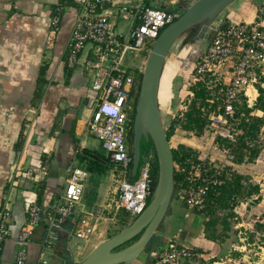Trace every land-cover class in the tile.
<instances>
[{
	"label": "crops",
	"instance_id": "crops-1",
	"mask_svg": "<svg viewBox=\"0 0 264 264\" xmlns=\"http://www.w3.org/2000/svg\"><path fill=\"white\" fill-rule=\"evenodd\" d=\"M60 1L0 0V207L6 199L11 207L9 235L0 252V264L14 263L18 235L25 225L26 202L31 199H37L44 213L41 222L31 230L26 244L27 264L80 262L101 241L126 227L122 226L114 234H109L110 225L117 221L129 223L125 218H118L113 222L107 219L99 221L94 233L87 239H78L74 235V231L81 228L79 220L83 212H95L99 204L112 194L115 183L110 179V175L107 176L111 169L109 160L98 140L87 130L90 111L85 105V88L88 78L80 69L75 71L67 69L65 63V45L77 18L75 4L65 9L58 30L55 33L50 30L52 10ZM125 1L143 2L160 8L164 6L162 9L181 13L192 0ZM261 7H264V0H236L223 11L224 15L220 22H251ZM111 20L116 30H125L127 20H121L114 13ZM208 43L209 41L201 43L202 50ZM146 57L147 55L132 48L125 50L121 55L120 64L127 69L125 87L132 91L129 103H136L139 91L137 87L140 84L139 78ZM167 59H170V55ZM167 66L173 68L168 63L164 67ZM191 70L190 66L187 72L190 74ZM173 79L174 75L170 85V96L166 102L171 98ZM189 91L192 92L191 89L185 88V83H182L178 92L177 110L181 101L192 100L194 94L190 97ZM252 92L257 101L258 90ZM249 110V116L264 118V112L260 109L255 107L254 110ZM241 116H244V113ZM239 130L243 133L241 128ZM21 134L23 140L19 143ZM175 136L169 139L173 149H177L178 142L196 147L191 141L193 138H179L177 147L174 146L172 142L176 140ZM263 137L264 125L254 142L249 143V146L257 144L259 152L256 158L247 162L245 156L244 162L236 163L234 160L233 165H230L231 169L247 178L249 183L259 187V192L253 193L258 195V199L251 208H248L243 219L246 227L244 237L248 245L245 248L240 247L242 244L235 229L228 233L224 240H210L205 232L206 216L190 211L182 202L177 209H171L160 227L159 234L163 236L162 243L170 236L179 235L180 241L195 250L197 256L185 260L183 264H218L223 258L229 262L234 256L244 255L243 251L247 248L249 250L252 244H257L258 248L263 249V246H260L264 245ZM218 146V150L224 148L219 144ZM84 151L102 154L108 160L107 173L87 171L79 159V154ZM216 153L222 155L220 151ZM212 154L216 157L215 153ZM45 161L46 174L40 175L43 177L41 183L35 182L33 179L35 170L41 174L39 168ZM75 165H79L78 167L88 173L81 203L75 215L58 227L56 243L49 247L44 246L48 208L63 190L68 171ZM10 177H13L14 183L9 182ZM231 222L233 224V220ZM255 223L261 225L262 229H258ZM162 243L153 251H158ZM152 254L153 252L147 250L141 252L133 264H152Z\"/></svg>",
	"mask_w": 264,
	"mask_h": 264
},
{
	"label": "built area",
	"instance_id": "built-area-1",
	"mask_svg": "<svg viewBox=\"0 0 264 264\" xmlns=\"http://www.w3.org/2000/svg\"><path fill=\"white\" fill-rule=\"evenodd\" d=\"M75 2L77 18L65 45V63L67 69H80L88 78L85 88V105L90 111L87 130L98 140L109 160L110 177L115 183L112 194L99 204L95 212L86 211L80 217L81 228L76 229L74 235L78 239H87L99 221L109 219L113 222L119 218L120 212H124V218L131 222L145 209L153 193L157 179L153 174V153L145 156L135 177H131L132 149L127 142L132 123L128 114L132 91L125 87L127 69L120 64V58L129 48L148 55L160 32L180 13L125 0ZM69 6L61 1L54 6L50 17L52 33L58 30L62 15ZM113 13L128 21L124 25L125 30L114 28L111 22ZM190 48L185 45L181 51L187 53ZM191 67L185 88L189 90L197 83H203L209 92L206 100L209 105L202 107L201 111L207 115L205 130L213 131L211 144L216 143V137L235 142L241 134L237 128L236 111L242 104L254 110L256 97L248 94V90L255 91L257 81L264 77V7L258 10L251 22L226 21ZM188 95L192 97L193 93L189 91ZM189 103L190 99L179 103L175 113L178 118L183 117ZM214 149L218 150V146ZM219 151L224 160L233 165L235 157L231 150L224 148ZM39 169L41 174L35 170L33 179L41 183L43 177L40 175L46 174L47 161ZM174 172L180 176V187L175 182V190L181 201L190 211L198 213H203L206 208L207 194L211 191L216 194L229 177L222 159L209 152L187 157L182 163L174 161ZM13 177L9 182L14 183ZM87 177V171L81 167L75 165L69 169L63 190L48 208L44 246L54 245L58 240V227L75 215ZM257 199L258 195L254 194L237 198L232 207L233 229L238 233L242 248L248 245L243 219ZM43 213L37 199L26 202L25 225L18 235L13 264H27L26 244L31 230L41 222ZM10 219L11 207L6 199L0 207V252L9 235ZM195 256L197 253L192 247L180 241L179 235H173L155 251L152 264H183Z\"/></svg>",
	"mask_w": 264,
	"mask_h": 264
},
{
	"label": "water",
	"instance_id": "water-1",
	"mask_svg": "<svg viewBox=\"0 0 264 264\" xmlns=\"http://www.w3.org/2000/svg\"><path fill=\"white\" fill-rule=\"evenodd\" d=\"M236 0H192L179 16L158 35L147 55L137 95L132 124L131 177L140 165L142 138L151 141L157 161V179L145 209L125 228L101 241L83 260L73 264H133L139 254L148 250L164 219L171 210L176 189L174 156L160 113L158 92L166 59L176 41L187 31L196 29L190 40L192 48L180 69L187 70L197 62L200 44L211 41L225 22L218 23L223 11ZM164 8V6H162ZM178 82L179 85H175ZM182 78L175 75L172 90H179Z\"/></svg>",
	"mask_w": 264,
	"mask_h": 264
},
{
	"label": "trees",
	"instance_id": "trees-1",
	"mask_svg": "<svg viewBox=\"0 0 264 264\" xmlns=\"http://www.w3.org/2000/svg\"><path fill=\"white\" fill-rule=\"evenodd\" d=\"M61 2L71 6L76 3L75 0H61ZM139 85L137 87L138 90ZM256 88L259 92V96L257 97L255 107L264 112V77H261L257 81ZM191 90L194 96L188 104L187 110L183 114V117L171 121L166 131L168 139H170L174 134L177 125H179L180 129L183 131L192 132L198 137L204 133L205 126L207 124V115L201 111V108L209 105L206 102V100L209 98V92L205 89L203 83H197L195 86L191 87ZM215 106L216 104L213 105V107ZM249 111L250 110L246 108L244 104L240 105L236 111L235 117L238 118L239 123L237 125L242 129L243 133L237 136L235 142H229L216 137L217 144L231 150V152L234 154L236 163L244 162L245 156H247L246 161L251 162L256 158L259 152L257 144L253 143V146H249V143L254 142L256 139L258 133L260 132V128L264 125V118L249 116ZM242 113H244V116H241ZM131 117L132 128L133 116ZM245 118L247 119L245 120ZM131 128L128 131V135H130L132 139ZM22 140L23 135L21 134L19 143H21ZM18 148L20 149V144H18ZM172 150L174 161L180 163H182L187 157L195 155L193 149L186 147L183 144H179L177 149ZM140 151V165L143 164L145 156H147L149 153H153L155 155L150 139L145 140L142 138L140 143ZM79 159L82 164L84 163V168L91 173L106 174L109 169V165L107 163L108 160L100 153L84 151L79 154ZM152 167L154 176H157L158 166L156 158H154ZM226 172L229 175L226 183L217 189L216 194L211 191L206 196V208L203 213H205L204 216H206L208 219L205 221L204 226L206 237L212 241L224 240L228 233L233 230V224L231 220L234 214L232 212V207L237 203V198L248 197L253 193L259 192L258 185L249 183L248 179L237 171L227 168ZM179 180L180 176L175 174V182L178 187H180ZM219 210L224 212L223 215H217ZM255 226L258 229H262V226L259 224H256ZM156 240V245H158L161 241V238L157 237ZM262 240H264V237Z\"/></svg>",
	"mask_w": 264,
	"mask_h": 264
},
{
	"label": "rangeland",
	"instance_id": "rangeland-1",
	"mask_svg": "<svg viewBox=\"0 0 264 264\" xmlns=\"http://www.w3.org/2000/svg\"><path fill=\"white\" fill-rule=\"evenodd\" d=\"M223 15L224 14L222 13L220 15V17L218 18V23L223 18ZM195 31H196V29H192V30L187 31L182 37H180L176 41L175 45L172 47V49L170 51V54H169L170 55V59H167L166 63H165V65L168 63V64L173 66V68L168 67V66L165 68V71L170 73L171 78H173V75L175 77V74L179 75L182 78V82L185 83V84L187 82H189L190 76H189V73L187 72V70L180 69V65L183 62V59H184L185 55L188 52L186 53L184 51H181V48L183 46H185V45L187 47H190V45H189L190 44V40L193 37V35L195 34ZM204 42H206V41H204ZM200 47H201V49L203 48L202 44H200ZM191 48H192V46H191ZM180 51H181V54H180ZM145 61H146V59H145ZM171 78H170V85H171V81H172ZM175 85L177 86V85H179V83L176 82ZM168 91L171 92L170 86L168 88ZM178 92H179L178 89L175 90V91L173 89L172 93H171V98H170V100L168 102H166V104H165V100L160 98L159 92H158V101H159V104H160V113H161L162 122H163V125H164V128H165L166 131H167L171 121H174L175 119L178 118V116L174 115L176 113L175 109L177 108L176 104L178 102V100H177L178 95H179ZM169 93L167 94V100L169 99V96H170ZM182 94H184V91L182 92ZM130 104H131V109L128 111V114L130 116H133L134 115V111H135L136 103L131 102ZM173 136H175L174 138H176V140H174L172 142L174 146L177 145V142H178L179 138H193V140H191V141L195 144L196 148L191 146V145H189V144H186V143H185V145H186V147H189V148L193 149V151L195 152V155H200L201 156L203 153L205 154L207 152H209L210 154L211 153H215L216 157L221 155L220 153L219 154L216 153L218 150L214 149V147L216 145L218 146V144L214 143V145H211V139L213 137V131L210 130V129L205 130L201 137H197L192 132H187V131L184 132L182 129H180L179 125H177L176 130H175L174 134L172 135V137ZM262 140L264 141V137L262 138ZM127 143L130 146V148H132V139H131L130 135H128V142ZM180 143L181 142H178V144H180ZM188 143H191V142H188ZM197 146L200 147V150H197L198 149ZM213 150H215V151L213 152ZM222 156L223 155H221V157L220 156L219 157L222 159V163H224L225 169L230 168L231 166L224 160V158ZM109 173L110 172H108L107 176L110 175ZM109 181H111V180H109ZM181 204H182L181 197H180V195H178V192L175 190L174 194H173V197H172V201H171V209H177L178 207H180ZM223 213H224L223 211L219 210L217 212V215L221 216V215H223ZM203 214L205 215V213H203ZM124 215H125L124 212H120L118 217L119 218H124ZM207 219L208 218H206V220ZM184 222H186V221L184 220ZM129 223L126 224L124 222L121 223V222L117 221L115 224L110 225L111 229H110V233L109 234H112V233L114 234L116 232V230H118L119 228H122V226H125V225L127 226ZM159 230L156 232V235H155L154 239L152 240V242L148 245V250L147 251L153 252V254L151 256H153L154 253H155V251H153V250H155L154 248L155 247L157 248L163 241V240H161L160 243L158 245H156L157 244L156 238L157 237H160V238L163 237L161 235V233L159 234ZM109 234H108V236H109ZM260 246L261 247L263 246L262 250L260 248H258L257 244H252L251 246H249V250H247L248 249L247 248L245 251H243L244 255L234 256L233 260L229 261V262L227 260H224L225 258H223L222 260L218 261L219 262L218 264H264V245L261 244Z\"/></svg>",
	"mask_w": 264,
	"mask_h": 264
},
{
	"label": "bare ground",
	"instance_id": "bare-ground-1",
	"mask_svg": "<svg viewBox=\"0 0 264 264\" xmlns=\"http://www.w3.org/2000/svg\"><path fill=\"white\" fill-rule=\"evenodd\" d=\"M170 73L165 71V67L163 68L160 85H159V96L167 101V94L169 93L168 88L170 86ZM172 79V78H171ZM248 94L254 96V92L252 90H248Z\"/></svg>",
	"mask_w": 264,
	"mask_h": 264
}]
</instances>
